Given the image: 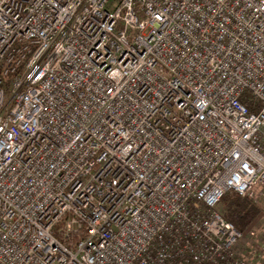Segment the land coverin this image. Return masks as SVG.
<instances>
[{"label": "built area", "instance_id": "built-area-1", "mask_svg": "<svg viewBox=\"0 0 264 264\" xmlns=\"http://www.w3.org/2000/svg\"><path fill=\"white\" fill-rule=\"evenodd\" d=\"M229 191L264 208V0H0V264H264Z\"/></svg>", "mask_w": 264, "mask_h": 264}, {"label": "trees", "instance_id": "trees-1", "mask_svg": "<svg viewBox=\"0 0 264 264\" xmlns=\"http://www.w3.org/2000/svg\"><path fill=\"white\" fill-rule=\"evenodd\" d=\"M219 209L225 219L241 232L252 226L261 213L258 205L248 198L241 197L235 191H229L223 196Z\"/></svg>", "mask_w": 264, "mask_h": 264}, {"label": "rangeland", "instance_id": "rangeland-1", "mask_svg": "<svg viewBox=\"0 0 264 264\" xmlns=\"http://www.w3.org/2000/svg\"><path fill=\"white\" fill-rule=\"evenodd\" d=\"M261 209V213L260 215L257 217L256 221H255V225H262V229L264 230V208L262 209V207H260ZM244 242L246 243L247 242V239L245 238Z\"/></svg>", "mask_w": 264, "mask_h": 264}]
</instances>
